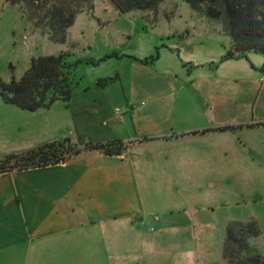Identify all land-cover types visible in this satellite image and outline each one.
<instances>
[{
  "label": "crops",
  "instance_id": "crops-1",
  "mask_svg": "<svg viewBox=\"0 0 264 264\" xmlns=\"http://www.w3.org/2000/svg\"><path fill=\"white\" fill-rule=\"evenodd\" d=\"M159 53L153 66L133 59L135 73L128 86L120 96L109 93L119 106L98 109L107 121L103 129L81 125L84 131L77 126L61 134L58 129L57 136L44 125L47 134L39 133L25 149L64 135L81 149L78 154L59 164L0 174V255L10 248L41 251L62 237L89 233L95 244L92 256L112 257L127 240L119 233L122 225L140 238L142 233L149 238L144 227L149 230L152 224L181 229L201 221L213 226L195 213L191 194L199 193L206 179L224 172L233 178L249 175L264 160L263 141L257 140L264 136V57L247 53L214 67V58L191 62L177 43ZM225 54L221 49L220 58ZM103 80L97 86L105 87ZM85 109L89 120L94 108ZM224 126L238 128L218 130ZM112 141L125 144L121 155L84 149L88 143ZM259 169L264 173V164ZM206 184L215 186L211 180ZM178 215L188 221L177 225Z\"/></svg>",
  "mask_w": 264,
  "mask_h": 264
},
{
  "label": "rangeland",
  "instance_id": "rangeland-1",
  "mask_svg": "<svg viewBox=\"0 0 264 264\" xmlns=\"http://www.w3.org/2000/svg\"><path fill=\"white\" fill-rule=\"evenodd\" d=\"M83 4L72 26L62 32L52 29L47 20L38 25L36 17L47 12L48 4L39 2L40 8L28 14L20 5L0 0V77L4 81L20 80L32 58L38 56L69 53L70 63L89 59L99 63H83L74 68L69 103L58 100L50 109L31 112L5 103L0 96V158L25 152L39 133L47 134L45 131L52 127L50 130L57 136H60L58 129H62L61 134L77 126L84 131L86 128L81 125L91 127L93 124L103 129L107 121L98 109L104 107L108 112L119 106L109 93L120 96L123 86H128L135 73L134 58L145 59L156 54L157 48L161 51L164 46L177 43L183 52L190 54L191 62H208L214 58L211 61L219 63L221 49L227 52L232 45L231 38L222 33L219 21L194 11L186 0H163L157 11L134 9L127 13L118 11L110 0H91ZM60 36H64V41H58ZM113 53L119 56L100 62ZM101 80L105 87L97 86ZM85 105L95 111L89 120ZM63 138L64 135L58 140ZM257 140L264 144V136ZM263 148H260L262 152ZM260 159L249 175L239 173L233 178L224 172L221 177L206 179V183L211 180L214 187L204 180L202 188L197 189L199 193L191 194L193 210L205 216L203 220L212 222V227L200 225L201 221H192L191 227L181 229L152 224L149 230L144 227L149 238H145L144 233L140 238L134 237L137 235L129 225H122L119 233L127 240L118 247L115 253L118 257L112 256V251V257L101 253L92 256L95 244L88 233L83 238L62 237L46 244L41 251L37 247L30 252L10 248L8 254L6 251L0 255V264H248L252 260L254 264H264V173L259 169L264 160ZM175 221L180 225L188 219L178 215ZM232 221H255L261 230L259 236L248 240V247L237 256V263L223 256L227 226ZM111 232L115 235L113 230Z\"/></svg>",
  "mask_w": 264,
  "mask_h": 264
},
{
  "label": "trees",
  "instance_id": "trees-1",
  "mask_svg": "<svg viewBox=\"0 0 264 264\" xmlns=\"http://www.w3.org/2000/svg\"><path fill=\"white\" fill-rule=\"evenodd\" d=\"M91 0H83L84 2ZM118 11L127 13L134 9L157 11L163 0H110ZM191 8L203 16L217 20L222 26V33L229 36L232 45L216 67L230 59H241L247 53L264 56V0H186ZM12 5H20L29 14L34 8H40L39 2L47 6V12L42 17H36L37 23L47 20L52 29L64 32L72 26L75 15L83 9L80 0H7ZM50 3V4H49ZM74 5V7H73ZM42 7V6H41ZM34 9V11H35ZM32 18H34L32 16ZM57 32V31H56ZM59 33V32H58ZM57 40V39H56ZM58 41H64L60 36ZM119 56L117 53L106 56L101 61ZM69 53L60 55H45L34 57L31 65L20 80L15 78L6 82L0 77V96L5 103L15 105L23 110L35 112L40 109H50L52 105L62 100L69 103L72 100L73 70L79 64L98 65L95 60H78L69 62ZM160 58L159 48L154 55L145 59H137L142 64L153 66ZM264 71V66L261 68ZM112 80V78H111ZM260 125H264L261 123ZM238 128V127H237ZM236 127L224 126L218 130H235ZM84 149L102 150L108 155H121L125 150L123 141L108 143H88ZM81 149L70 142V139L46 143L37 148L6 155L0 158V174L12 171H24L41 168L67 161L78 154ZM261 234L255 221H232L227 226V239L224 247V259L237 263V256L248 247V240ZM254 260L248 264H254ZM260 263V260H256ZM262 264V263H261Z\"/></svg>",
  "mask_w": 264,
  "mask_h": 264
},
{
  "label": "built area",
  "instance_id": "built-area-1",
  "mask_svg": "<svg viewBox=\"0 0 264 264\" xmlns=\"http://www.w3.org/2000/svg\"><path fill=\"white\" fill-rule=\"evenodd\" d=\"M116 111H117V113H119L120 112V109H116ZM158 219V218H157Z\"/></svg>",
  "mask_w": 264,
  "mask_h": 264
}]
</instances>
